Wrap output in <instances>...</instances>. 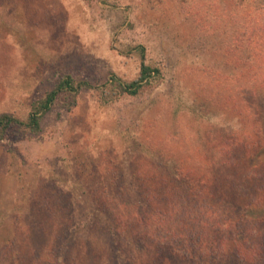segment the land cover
Here are the masks:
<instances>
[{
  "label": "rangeland",
  "instance_id": "obj_1",
  "mask_svg": "<svg viewBox=\"0 0 264 264\" xmlns=\"http://www.w3.org/2000/svg\"><path fill=\"white\" fill-rule=\"evenodd\" d=\"M141 48L162 82L102 105ZM255 48L264 0H0V115L92 86L0 141V264H264Z\"/></svg>",
  "mask_w": 264,
  "mask_h": 264
},
{
  "label": "trees",
  "instance_id": "obj_2",
  "mask_svg": "<svg viewBox=\"0 0 264 264\" xmlns=\"http://www.w3.org/2000/svg\"><path fill=\"white\" fill-rule=\"evenodd\" d=\"M253 34H256V32ZM262 50L263 49L258 50V48H255L254 53L262 56ZM251 52L253 54V48L251 49ZM139 55L141 58V69L138 79L132 82H125L116 76L111 78L110 82H107L105 86L97 90L102 105L106 106L112 104L117 99L125 95L137 96L144 88L153 87L162 82V70L146 63L144 48L140 49ZM91 88L92 86L89 81L80 80L74 78L71 75L64 76L60 79L52 91L48 92L40 101L33 105L32 111L26 121H21L12 114L8 113L0 115V141L13 127L24 128L31 134L39 133L43 118L51 111L52 107L57 102H63L64 107L67 109V111H69L77 106L80 93L83 90H88ZM259 146V144H256L252 147V149H255V147ZM173 173L175 178H179V172L177 168L173 169ZM180 175L182 176L181 173ZM151 213H153V215L156 217L161 216L163 218L167 215L164 210Z\"/></svg>",
  "mask_w": 264,
  "mask_h": 264
}]
</instances>
